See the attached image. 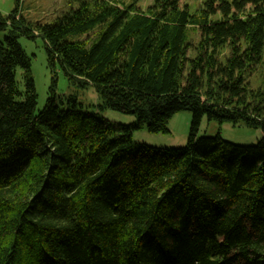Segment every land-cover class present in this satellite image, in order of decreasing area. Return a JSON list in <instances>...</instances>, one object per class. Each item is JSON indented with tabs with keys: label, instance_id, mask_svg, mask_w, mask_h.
Segmentation results:
<instances>
[{
	"label": "trees",
	"instance_id": "1",
	"mask_svg": "<svg viewBox=\"0 0 264 264\" xmlns=\"http://www.w3.org/2000/svg\"><path fill=\"white\" fill-rule=\"evenodd\" d=\"M74 1L46 24L26 22L20 0L0 13V264H264V90L245 82L264 48V0H204L194 13L185 0ZM21 37L42 39L53 75L94 87L100 111L137 121L84 113L72 95L62 109L55 79L37 111ZM181 111L186 146L133 141L143 127L168 132ZM204 117L262 139L198 137Z\"/></svg>",
	"mask_w": 264,
	"mask_h": 264
},
{
	"label": "rangeland",
	"instance_id": "2",
	"mask_svg": "<svg viewBox=\"0 0 264 264\" xmlns=\"http://www.w3.org/2000/svg\"><path fill=\"white\" fill-rule=\"evenodd\" d=\"M121 6L130 3L132 0H114ZM204 0H185L184 5H188L191 12H196ZM231 1V0H230ZM16 0H0V13L3 16L10 15L16 7ZM77 2L74 0H20V15L28 23L46 24L52 23L61 13L70 9ZM152 4V0H139L141 9L146 10ZM217 19L218 16H215ZM189 39L193 44L198 42V35L195 29L190 28ZM193 29V30H192ZM97 29L87 35L74 37L75 40L92 42L97 36ZM5 32H0V40L5 37ZM19 43L31 58V71L36 85L38 94L37 111L43 109L48 97L50 96L53 79L57 82L55 88L56 94L62 98L59 102L62 109H69L68 98L72 95L77 98V107L84 113L97 114L104 119L123 125H131L137 121L132 115L121 114L112 110L100 111L99 106L101 99L99 94L92 86L82 87L71 83L64 76L60 69H57L55 75L52 74L48 66L47 54L43 41L40 37L30 40L25 37L19 38ZM17 81L20 89L24 88L23 71L17 70ZM245 82L254 90H264V48L260 61L253 66L245 77ZM192 124V113L189 111H181L176 113L169 121L168 132L151 133L147 127L137 129L133 133V141L135 143H144L155 148H182L186 146ZM198 137H216L220 136L223 140L236 145H256L263 136L260 127L254 128L238 123L233 125L230 122L218 123L203 118L199 127Z\"/></svg>",
	"mask_w": 264,
	"mask_h": 264
}]
</instances>
